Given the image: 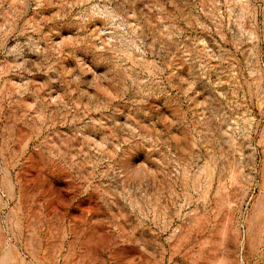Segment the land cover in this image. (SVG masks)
<instances>
[{
  "label": "clouds",
  "instance_id": "clouds-1",
  "mask_svg": "<svg viewBox=\"0 0 264 264\" xmlns=\"http://www.w3.org/2000/svg\"><path fill=\"white\" fill-rule=\"evenodd\" d=\"M0 264H264V0H0Z\"/></svg>",
  "mask_w": 264,
  "mask_h": 264
}]
</instances>
